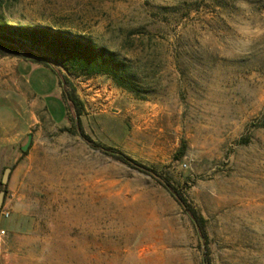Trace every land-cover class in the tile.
I'll return each instance as SVG.
<instances>
[{"label":"rangeland","instance_id":"1","mask_svg":"<svg viewBox=\"0 0 264 264\" xmlns=\"http://www.w3.org/2000/svg\"><path fill=\"white\" fill-rule=\"evenodd\" d=\"M0 25L66 31L124 62L134 92L69 77L83 132L176 187L205 220L210 264H264V0H0ZM31 64L25 105L0 90L31 136L0 169L14 168L1 264H202L177 202L66 131L72 112Z\"/></svg>","mask_w":264,"mask_h":264},{"label":"trees","instance_id":"2","mask_svg":"<svg viewBox=\"0 0 264 264\" xmlns=\"http://www.w3.org/2000/svg\"><path fill=\"white\" fill-rule=\"evenodd\" d=\"M18 57L24 61L37 63L58 77L61 86V99L65 110H70L71 127L66 131L80 135L90 147L109 155L124 165L154 179L162 186L188 216L200 243L203 255L202 264H210L206 248L207 233L205 220L174 187L167 178L156 170L148 168L112 147L93 142L82 128L83 106L78 100L70 76H105L122 89L135 91V86L128 75L127 66L104 47L96 46L92 41L70 34L66 31L53 30L49 27H20L0 25V57ZM184 150V145L182 146ZM23 154L26 152L22 151ZM183 152H180L182 155ZM6 193V186L1 184ZM3 206V204H2ZM0 207V210L2 208Z\"/></svg>","mask_w":264,"mask_h":264},{"label":"crops","instance_id":"3","mask_svg":"<svg viewBox=\"0 0 264 264\" xmlns=\"http://www.w3.org/2000/svg\"><path fill=\"white\" fill-rule=\"evenodd\" d=\"M22 63L30 65L32 67L31 68L32 70L37 69L33 66V64H31V62H27V61L19 60V59H11L6 62H1L0 64L1 65L0 66V88L1 89L0 90L4 91L2 89L3 85L5 83L11 82L14 86V89L11 92L6 90L4 91V94L6 96H9V95H11L12 97L16 96L17 100L21 101L22 105H25L27 88H29L27 85L29 83V76H28L29 72H26L25 70L22 71V69L19 68ZM48 73H49V77L52 79L51 80L52 84L50 85L51 89L48 91H45V94H43L42 97L45 99H50L49 101H51V98L52 99L54 98V100L59 98V94L61 93L62 89H60L61 86L59 88L58 77L55 74H52L49 70H48ZM41 82L42 83L45 82L44 78L41 79L39 83ZM18 104L19 103H17V105ZM10 110L11 112H4L0 109V169L4 161L3 157H5L6 155L7 156L10 155L11 152H13L12 154L14 155L17 149L16 144H18L25 137H27L28 139V136H29V135L26 136L24 123L18 120L19 119L18 110H15L12 108ZM15 117H17L18 119H16ZM13 171H14V168L10 167V173L8 176V180L12 179ZM1 184L2 182L0 179V191L2 189ZM5 202H6V198L3 199L2 208L5 207ZM0 264H1V259H0Z\"/></svg>","mask_w":264,"mask_h":264},{"label":"water","instance_id":"4","mask_svg":"<svg viewBox=\"0 0 264 264\" xmlns=\"http://www.w3.org/2000/svg\"><path fill=\"white\" fill-rule=\"evenodd\" d=\"M29 141H30V135L28 136V139H27L25 146H23V148H22L23 150H25L27 148ZM9 173H10V168L9 167L5 168L3 175H2V178H1V182L3 185L7 184ZM3 198H4V191L2 190V191H0V207L2 206Z\"/></svg>","mask_w":264,"mask_h":264},{"label":"built area","instance_id":"5","mask_svg":"<svg viewBox=\"0 0 264 264\" xmlns=\"http://www.w3.org/2000/svg\"><path fill=\"white\" fill-rule=\"evenodd\" d=\"M0 217L7 219L9 217V212L1 208ZM5 235H6L5 229L0 226V246H1V241L5 237Z\"/></svg>","mask_w":264,"mask_h":264}]
</instances>
